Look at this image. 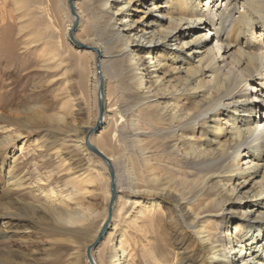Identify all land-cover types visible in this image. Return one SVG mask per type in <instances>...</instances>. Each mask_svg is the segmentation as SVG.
I'll return each instance as SVG.
<instances>
[{
  "label": "bare ground",
  "instance_id": "1",
  "mask_svg": "<svg viewBox=\"0 0 264 264\" xmlns=\"http://www.w3.org/2000/svg\"><path fill=\"white\" fill-rule=\"evenodd\" d=\"M75 1L72 4L75 15L77 9L81 20L80 30H86L88 37L75 39L74 35L76 41L71 43L68 34L74 23L70 21L63 35L66 52L72 51V57L75 53H88L91 70L88 68L85 74L91 73L97 79L99 76L100 80L99 66L101 76L107 80L106 70L111 68L115 72L114 78L127 81L131 93L125 106L120 102L110 106V100H106L105 122L98 130L103 148L122 147V150H117L114 156L103 150L102 153L97 151L112 165L121 158L126 159L133 193L131 205L142 206L134 223L141 241H148L147 227L141 224L148 219V223L156 221L168 229L167 233L172 231L171 238L175 243H166L164 247L174 252V261L178 259V264H264V123L254 120L260 113L258 109L264 112V108L261 109L264 107V40L260 37L257 43L253 41L255 30L264 33V0H84L87 20L77 4L75 8ZM2 12L1 6L0 19ZM138 14L139 19L135 21ZM31 16L32 9L28 5L25 17ZM201 25H205L210 33L199 31ZM2 35L0 62L9 66L18 64L20 69L21 64L14 57L15 46L6 41L11 35L10 27H4ZM242 39H247L253 46L244 48ZM87 47L99 50V54ZM85 81L87 83V79L81 77L82 89ZM143 117H150L148 132L140 127ZM61 120L59 117L58 121ZM0 121L15 122L5 113L0 114ZM106 124L113 126V130ZM22 125L20 121L14 123V126ZM128 125L132 132L128 139H123L122 132ZM1 132L8 133L6 128ZM14 138L6 137L4 146L12 147L16 142ZM90 143L93 147L96 145L93 138ZM127 143L132 146V153L126 147ZM85 145L86 140L81 143V148L88 152ZM168 149L173 158L167 157L166 163L161 165L180 180V189L176 191L169 183H158L155 168ZM22 151L23 146L2 153L4 162L11 157L4 171L7 188L10 191L26 188L33 189L31 194L35 192L30 203L13 199L17 208L36 215L44 212L39 200L51 199L56 206L49 213L59 215L61 223L68 228L88 221L90 210L78 203L72 206V201L87 194L85 184L89 182L69 181L75 194L66 196L55 186L51 176L41 182V175L37 174L36 182L28 178L26 182L30 183L25 184L18 172L17 154ZM135 160L140 163V168L133 172ZM141 178L148 179L152 187L147 188ZM46 186L52 187L50 198ZM110 193L111 186L107 193L108 203ZM143 195L152 199L141 201L138 196ZM66 198H69L68 204L62 202ZM160 199L174 202L176 219L165 218L170 212L162 210ZM121 200L117 189L115 203ZM105 211L93 242L108 222V208ZM11 213L9 207L0 210V223L7 229L10 222L6 221L11 220ZM114 215L109 232L99 247L114 241L121 220L118 215L116 222ZM190 230L194 237L189 236ZM7 233L0 234V238L6 237ZM9 233L19 235L22 232ZM120 238L118 245L112 244L113 250L107 252V255L111 253L109 257L105 258L106 252L100 261L94 257L95 264H130L121 248L123 235ZM160 247L163 245L157 241L154 248L146 249L154 254ZM151 261L159 264L155 255ZM0 264L14 263L8 259Z\"/></svg>",
  "mask_w": 264,
  "mask_h": 264
},
{
  "label": "rangeland",
  "instance_id": "2",
  "mask_svg": "<svg viewBox=\"0 0 264 264\" xmlns=\"http://www.w3.org/2000/svg\"><path fill=\"white\" fill-rule=\"evenodd\" d=\"M68 1L0 0V7L2 6L3 9L1 13L2 20L0 19V44L3 42V28L10 27L11 35L6 38V41L15 46L14 57L21 64L19 69L18 64L13 63L12 66H9L7 63L0 62V114H7V117L12 121L23 122L22 126H14L15 122L0 121V210L2 207H9L13 212L9 217L11 220L6 221L10 222V226H7L9 229L3 223H0V234L8 232L4 237L6 239L0 238V262L9 259V262L14 264H90L86 255L87 248L95 243L93 242L94 238L104 215H106L105 210L110 203H108L109 195L107 194L110 187V176L107 168L99 158L81 148V143L86 140V135L92 130L93 126H96L95 123L99 118L98 91L100 80L99 76L97 79L92 77L91 73L89 75L85 74L88 68L91 70L92 62L87 59L88 53H75L72 57V51L67 53L64 48L67 43H65L66 37L64 38L63 35L67 32L66 29L69 28V22L74 23ZM84 3V0H77L74 5L75 8L76 4L78 5L87 20ZM28 5L32 9V16L29 19L25 17ZM22 8L24 10H21ZM76 14L78 16L77 9ZM78 18L79 24L74 33L75 39L76 37L85 39L88 36L86 30H80L81 20L79 16ZM138 19L139 14L134 17L135 21ZM199 31L204 34L210 33L205 25H201ZM255 31L253 41L257 43L260 37L264 40V33L259 29ZM70 42L74 44L72 40ZM241 45L247 48L250 45L253 46V43L248 42L247 39H242ZM0 60H2L1 52ZM97 69L98 73L102 74L99 66ZM106 72L108 79H104L105 102L109 99L110 106L115 103L119 104V102L125 106L131 96L127 81L114 78L112 75L115 72L111 68L107 67ZM81 77L87 79V83L84 82L83 89ZM72 101H74L73 106ZM258 110L260 113L256 115L258 118H254V120L261 124L264 123V112ZM128 115L130 116V114ZM59 117L62 119L61 121H58ZM150 125V117H143L140 123L141 129L148 132ZM2 128H6L8 133L1 132ZM110 128L113 130V126ZM99 131L91 137L96 142L94 147L98 151L100 150L101 153L104 151L108 155L114 156V153L116 154L117 150L122 147H112L108 150L103 148ZM131 132L132 129L128 125L127 129L122 132V138L127 137L126 139H128ZM118 134L116 132L117 136ZM8 136H13L16 139L12 147L4 146L5 139ZM146 140L149 141L148 138ZM113 144L115 145V141ZM22 146V154H17L18 172L25 180V184L30 183V181L26 182L28 178H33L36 182L35 177L37 174L41 175V182L47 181L48 176H51L55 186L66 196L71 193L72 195L75 194L73 187L71 188L68 183L69 181L76 179L89 182V184H85L87 194L77 197L76 202L72 201V206L78 203V206L82 205L84 209L90 210L91 218L88 221L82 225L68 228V225L61 223L59 215L49 213L56 206L51 199L39 200L44 212L42 211L36 215L24 213L17 208L14 200H23V203L25 201L30 203L32 198H35L33 196L35 192L30 193L33 189L23 188L22 191H10L7 188L4 171L5 165L11 157L4 162L2 153L6 149L8 153L10 150ZM126 147L130 149L131 153L133 152L130 143H127ZM169 156L173 158L171 150L168 149L163 153L160 164L155 168L158 174V183H169L176 191L180 189V180H176L175 174L164 170L161 165L166 163ZM113 166L117 177L118 193L122 200L118 202V199V204L115 203L116 206H114L113 215L116 213L114 219L117 222V216L119 215L121 220L117 226L112 244L115 243L117 246L121 239L120 235H123L121 248L129 257L130 264H153L151 261L152 255L156 256L159 264H178V259L174 261V252L172 253L169 247L167 249L164 247L166 243L171 245L175 243L171 238L172 231L167 233L168 229H164L158 222L148 223L147 218L146 222H141L147 227L148 231L146 233L148 241H141V235L137 232L134 223L136 221L135 215L142 209V206L131 205L133 193L131 190V175L126 159H119ZM37 167L39 170H37ZM139 168L140 163L135 160L133 172L138 171ZM141 180L147 188L152 187L148 179L141 178ZM142 182L138 183L142 184ZM51 188L46 186V193L49 198ZM138 197L141 201L152 199L145 195ZM62 202L68 204L69 198ZM159 202L162 203V210L167 209L170 212L169 216L165 215V218H177L174 212L176 208L174 202L169 199H160ZM144 213L148 212L144 211ZM177 213L180 216L182 215L178 210ZM14 214L20 216H14ZM115 221L113 222L114 225L116 224ZM15 230L22 233L19 235L9 233ZM84 231L87 232L86 235L83 234ZM108 232L109 230L106 235ZM89 233L90 235L87 237ZM193 234L190 230L189 236L194 237ZM152 235L157 240L151 237ZM157 241L163 247L154 250V254H150L146 248H154ZM142 243L147 247H144ZM112 244L100 245V247L98 244L93 251V258L95 257L96 260L100 261L99 258L105 252V258L109 257L111 253L107 255V252L113 250ZM200 245L203 247L201 242ZM145 251L146 253H144ZM176 253L177 258L179 253L178 251ZM210 258L211 254L208 255V259Z\"/></svg>",
  "mask_w": 264,
  "mask_h": 264
},
{
  "label": "water",
  "instance_id": "3",
  "mask_svg": "<svg viewBox=\"0 0 264 264\" xmlns=\"http://www.w3.org/2000/svg\"><path fill=\"white\" fill-rule=\"evenodd\" d=\"M73 0H69L68 1V7L70 9L71 14L73 15V17H75L74 20V28L73 30L70 32V38L72 39V41H76L74 39V30L75 27L78 26V18L74 13V7L72 4ZM89 50V49H88ZM93 50V49H91ZM96 54H99V50L94 49L93 50ZM100 87H99V93H98V104H99V118L97 120V124H96V128L94 130L91 131V133L88 135H86V146L89 149V151L95 156L98 157L103 164L105 165V167L107 168L108 172H109V176H110V186H111V201L109 203L108 206V222L104 225V227L102 228V231L100 233V235L97 238V241L92 244L90 247L87 248V259L89 261L90 264H95L94 262V258H93V251L97 248L98 244L100 243V241L105 237L106 232L108 231L109 225H110V221L113 215V211H114V206H115V201L117 199V177H116V172L114 169V166L112 165V163L107 160L100 152L97 151V149H95L92 145H91V137L92 134L96 133L102 126V124L104 123V116H105V99H104V78L101 76L100 72Z\"/></svg>",
  "mask_w": 264,
  "mask_h": 264
}]
</instances>
